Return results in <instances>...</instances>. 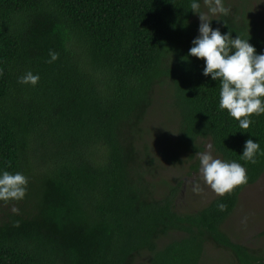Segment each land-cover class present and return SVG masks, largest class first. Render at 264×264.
<instances>
[{"label": "trees", "instance_id": "1", "mask_svg": "<svg viewBox=\"0 0 264 264\" xmlns=\"http://www.w3.org/2000/svg\"><path fill=\"white\" fill-rule=\"evenodd\" d=\"M192 2L0 0V175L28 180L22 200L0 201V264H201L207 247L230 264H264V247L223 230L241 190L264 172V113L243 130L219 108L220 81L189 55L200 25ZM228 9L210 26L264 54L248 10ZM29 71L35 86L19 83ZM161 93L174 147L193 158L209 140L246 169L247 184L193 212L177 209L179 182L159 191L143 124ZM249 138L260 145L256 163L241 158ZM168 157L180 161L175 150ZM172 232L181 235L160 243Z\"/></svg>", "mask_w": 264, "mask_h": 264}, {"label": "clouds", "instance_id": "2", "mask_svg": "<svg viewBox=\"0 0 264 264\" xmlns=\"http://www.w3.org/2000/svg\"><path fill=\"white\" fill-rule=\"evenodd\" d=\"M203 3L207 12L201 11V4L197 0L190 4L191 11L199 16L200 25L199 35L193 39L194 46L189 49V55L205 61L203 74L220 81L219 108L226 109L231 117L239 121V127L247 130L252 124L249 117L264 113V54H257L248 40L241 39L239 35L232 38L230 33L221 34L219 28L210 26L213 17L229 13L230 9L224 7L223 0H203ZM49 56L48 62L52 63L59 54L50 50ZM38 81L39 75L31 71L19 78V83L33 86ZM259 147V143L249 138L241 158L256 163L255 155ZM208 149L197 153L199 171L201 179L215 194L224 196L237 186L247 184L246 169L241 164L214 158L211 145H208ZM27 183L22 173L4 171L0 175V201L22 200L26 195ZM192 191L197 194L202 192L199 183H193ZM218 208L224 211L227 206L219 204ZM12 211L18 213L19 209L13 207Z\"/></svg>", "mask_w": 264, "mask_h": 264}, {"label": "rangeland", "instance_id": "3", "mask_svg": "<svg viewBox=\"0 0 264 264\" xmlns=\"http://www.w3.org/2000/svg\"><path fill=\"white\" fill-rule=\"evenodd\" d=\"M223 4L225 8L235 6L241 9V6H244V10H248L250 14L249 18L254 21L257 29L264 35V0H223ZM201 11H208L203 1ZM165 118L166 122H163ZM164 124L168 125V128L167 126L164 127ZM175 124L176 120L170 117L166 100L161 93L157 96V102L149 111L147 121L143 124L147 130L145 141L148 143L157 165L154 180L158 181L159 191H165L168 184L179 182L180 192L176 200L177 209L182 212H193L206 205L217 194L201 179L200 162L197 156V153L200 152H196V155L190 158V150L183 146L176 148L172 144L176 139ZM163 127L164 129H162ZM208 145H211L210 141L205 140L204 150L201 152L209 151ZM173 150L177 152L179 162L167 160L168 155ZM211 154L214 158L224 161L212 147ZM193 164H196L195 169H191ZM193 183H199L202 189L201 193L197 194L192 191ZM4 210H6V206L4 202H0V216ZM223 230L232 240L250 248L264 247V172L256 182L246 185L241 190L235 209L223 224ZM180 235L179 232H172L168 236H163L159 241L164 243L168 239ZM205 253V258L201 264L231 263L228 253L221 249L207 247ZM209 259L210 262H208Z\"/></svg>", "mask_w": 264, "mask_h": 264}]
</instances>
